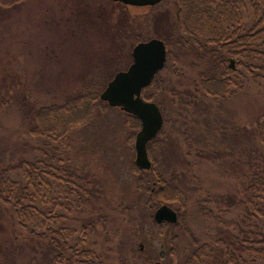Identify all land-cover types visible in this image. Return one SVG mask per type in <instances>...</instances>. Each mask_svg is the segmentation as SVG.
Listing matches in <instances>:
<instances>
[{
    "label": "rangeland",
    "instance_id": "1",
    "mask_svg": "<svg viewBox=\"0 0 264 264\" xmlns=\"http://www.w3.org/2000/svg\"><path fill=\"white\" fill-rule=\"evenodd\" d=\"M173 1L137 7L112 0H0V96L5 100L0 166L19 158H42V147L44 160L55 164L58 159L56 165L62 161L98 183L102 197L68 222L78 227L83 219L94 221L95 232L88 230L87 240L104 264H181L192 251L180 230L166 223L162 231L143 214L148 193L138 190L133 174L135 136L131 144L125 112L96 104L87 124L65 140L46 139L47 144L30 128L37 126L35 115L42 106L61 105L83 90L101 93L122 70L116 69L128 68L132 58L127 63L115 47L117 29L127 24L136 33L164 41L156 35L163 29L154 15H162L165 27L175 16ZM166 49L168 55L171 47ZM167 57L157 73L162 89L155 96L164 119L163 145L151 150V157L159 172L173 176L172 183L185 190V222L194 238L213 243L232 233L239 236L241 215L229 214L221 225L198 207L220 205L223 195L246 188L255 172L264 176V147L255 129L264 110V81L225 100L192 99L194 83L209 70L208 61L185 54L173 65ZM208 195L217 201L214 205L203 202ZM170 207L176 209L179 203ZM0 220V264H54L53 251L16 240L6 220ZM171 248L177 254L170 255Z\"/></svg>",
    "mask_w": 264,
    "mask_h": 264
},
{
    "label": "trees",
    "instance_id": "2",
    "mask_svg": "<svg viewBox=\"0 0 264 264\" xmlns=\"http://www.w3.org/2000/svg\"><path fill=\"white\" fill-rule=\"evenodd\" d=\"M172 8L174 19L168 20L165 27L162 15H154V22L163 29L156 35L171 47L167 61L174 65L180 55L194 54L209 65V70L201 72L194 83L192 99L225 100L243 91L247 85H261L264 81V0H174ZM117 31L115 47H120L121 57L127 59V63L131 61L132 47L152 37L145 36L148 33H136L138 30L127 24ZM130 37L132 41L128 42ZM125 65L116 70H125ZM172 73L179 77L177 68ZM158 74L143 89L145 100L155 102L156 94L162 89ZM100 76L96 78L99 81ZM99 93L98 90H83L67 97L61 105L42 106L35 115L37 126L30 128V132L40 136L45 144L46 139L65 140L72 130L90 121L96 104L108 107L100 101ZM4 104L5 100L0 96V112ZM158 107L162 113V107ZM123 116L132 130L128 138L132 144L139 121L127 113ZM255 129L258 141L264 147V110ZM162 134L161 128L148 143L150 157L151 150L162 147ZM41 149L42 158H19L0 166V219L6 220L7 228L16 240L28 245L32 243L37 250L53 251L54 264H104L94 244L87 240V231L95 232L94 221L83 219L78 227L69 224L102 197V188L88 180V174L83 170L71 168L62 161L56 165L58 159L55 164L44 160L47 154ZM150 159L149 170L132 165L138 190L148 193L143 214L153 220V212L160 205L179 203L175 209L177 222L171 225L185 234L192 245L191 253L181 264H264L263 175L255 172L246 188L234 195H223L220 205L198 207L202 214L214 217L221 225H226L229 214L238 213L243 217L240 223L242 235L232 233L230 238L222 236L208 243L194 238L185 222L188 207L185 190L172 183L173 176L159 172L157 161ZM203 202L214 205L217 201L208 195ZM165 225L158 226L163 231ZM168 253L177 254L174 248Z\"/></svg>",
    "mask_w": 264,
    "mask_h": 264
},
{
    "label": "water",
    "instance_id": "3",
    "mask_svg": "<svg viewBox=\"0 0 264 264\" xmlns=\"http://www.w3.org/2000/svg\"><path fill=\"white\" fill-rule=\"evenodd\" d=\"M131 6H153L162 0H112ZM167 56L164 41L151 38L137 43L131 51L132 62L126 70L117 72L99 94V99L110 107H120L124 112L139 120V130L135 135V165L142 170L152 166L147 153V144L152 140L163 124L161 111L156 103L142 97L155 75L163 69ZM156 223L174 224L178 215L167 204L160 205L153 214ZM154 264H159L158 262Z\"/></svg>",
    "mask_w": 264,
    "mask_h": 264
}]
</instances>
